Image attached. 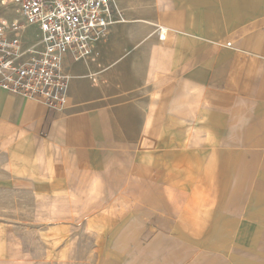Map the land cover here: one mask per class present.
Masks as SVG:
<instances>
[{
    "label": "crops",
    "instance_id": "crops-1",
    "mask_svg": "<svg viewBox=\"0 0 264 264\" xmlns=\"http://www.w3.org/2000/svg\"><path fill=\"white\" fill-rule=\"evenodd\" d=\"M113 5L65 108L0 88V264H264V0Z\"/></svg>",
    "mask_w": 264,
    "mask_h": 264
},
{
    "label": "built area",
    "instance_id": "built-area-1",
    "mask_svg": "<svg viewBox=\"0 0 264 264\" xmlns=\"http://www.w3.org/2000/svg\"><path fill=\"white\" fill-rule=\"evenodd\" d=\"M12 2L22 19L0 22V88L63 109L68 87L64 61L68 56L73 61L92 56L95 44L109 34L114 0ZM81 194L69 190L70 208L79 215L71 222L77 224L86 219Z\"/></svg>",
    "mask_w": 264,
    "mask_h": 264
},
{
    "label": "rangeland",
    "instance_id": "rangeland-1",
    "mask_svg": "<svg viewBox=\"0 0 264 264\" xmlns=\"http://www.w3.org/2000/svg\"><path fill=\"white\" fill-rule=\"evenodd\" d=\"M71 190H76L77 192H78V190L79 189H71ZM80 192L83 194H81V197H83V205H84V207H82V209L84 210V213L83 214H85L86 213V207H85V194H84V191L83 190H80ZM69 190L67 191V193H66V199H65V202H66V207H67V213H68V217H69V220L71 221V219L73 218V216H75V217H79V215H73V213H74V211L76 212L77 210H72L71 208H70V205H69ZM82 213L80 214V216L81 215H83ZM74 217V218H75ZM72 220H74V219H72ZM75 220H78L77 218L75 219ZM73 225H75V226H80L81 224L79 223V224H77V223H73V222H71ZM83 224V223H82Z\"/></svg>",
    "mask_w": 264,
    "mask_h": 264
}]
</instances>
